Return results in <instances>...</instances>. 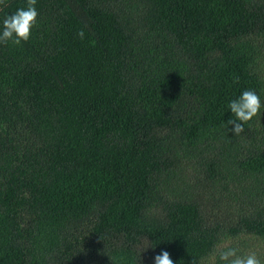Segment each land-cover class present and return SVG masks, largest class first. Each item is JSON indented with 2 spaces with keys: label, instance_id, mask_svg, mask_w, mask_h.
<instances>
[{
  "label": "trees",
  "instance_id": "obj_1",
  "mask_svg": "<svg viewBox=\"0 0 264 264\" xmlns=\"http://www.w3.org/2000/svg\"><path fill=\"white\" fill-rule=\"evenodd\" d=\"M35 8L0 43V264H264V0ZM246 89L262 108L236 137Z\"/></svg>",
  "mask_w": 264,
  "mask_h": 264
},
{
  "label": "clouds",
  "instance_id": "obj_2",
  "mask_svg": "<svg viewBox=\"0 0 264 264\" xmlns=\"http://www.w3.org/2000/svg\"><path fill=\"white\" fill-rule=\"evenodd\" d=\"M37 0H27L26 8H19L3 20V29L0 31V43L7 44L11 41L15 45H20L22 41L29 40L31 29L36 24L38 11L35 8ZM4 0H0V4ZM77 35L84 39V32L81 30ZM228 108L232 117L227 120L225 126L231 125L229 131L236 137L245 132L244 124L251 121L261 112L262 103L260 96L255 90L246 89L237 98L231 100ZM147 249V248H146ZM238 249L227 247L219 250L216 254L224 264H262L255 252L238 254ZM154 264H173L170 254L162 251L154 257ZM193 264L195 262L193 261Z\"/></svg>",
  "mask_w": 264,
  "mask_h": 264
}]
</instances>
